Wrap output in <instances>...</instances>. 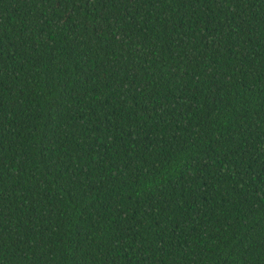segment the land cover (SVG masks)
I'll return each mask as SVG.
<instances>
[{
  "label": "trees",
  "instance_id": "obj_1",
  "mask_svg": "<svg viewBox=\"0 0 264 264\" xmlns=\"http://www.w3.org/2000/svg\"><path fill=\"white\" fill-rule=\"evenodd\" d=\"M0 264H264V0H0Z\"/></svg>",
  "mask_w": 264,
  "mask_h": 264
}]
</instances>
